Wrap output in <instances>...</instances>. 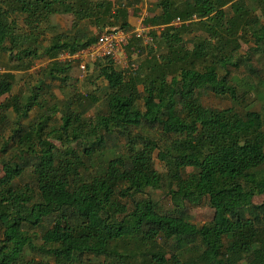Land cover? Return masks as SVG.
Instances as JSON below:
<instances>
[{
	"label": "trees",
	"instance_id": "obj_1",
	"mask_svg": "<svg viewBox=\"0 0 264 264\" xmlns=\"http://www.w3.org/2000/svg\"><path fill=\"white\" fill-rule=\"evenodd\" d=\"M149 1L158 50L128 68L97 61L100 86L54 103L70 64L51 56L134 31L143 0H0V264H264V119L212 100L239 101L241 66L256 73L264 0L234 14L237 0ZM47 15H72L71 29L42 33ZM144 51L137 37L127 48ZM15 62L47 66L21 89ZM201 205L213 217L193 224Z\"/></svg>",
	"mask_w": 264,
	"mask_h": 264
},
{
	"label": "rangeland",
	"instance_id": "obj_2",
	"mask_svg": "<svg viewBox=\"0 0 264 264\" xmlns=\"http://www.w3.org/2000/svg\"><path fill=\"white\" fill-rule=\"evenodd\" d=\"M156 5V2L143 0L142 5L140 7L141 10H131V16L137 21L138 19L140 21H143L144 19L150 18L155 13ZM247 7H249L248 0H237L232 3L227 10L230 14H234L242 11ZM73 19L74 18L72 15H47L43 19L41 31L44 34H47L51 32L52 27H55L57 33L67 32L71 29ZM176 27H179V25H176ZM154 28L155 29L150 33H143V36L146 39L150 40L149 43H145V41H142L143 47L145 48L144 54L143 52L141 55L133 54L132 57L129 58V55L127 53L128 60L125 59V67L127 66L128 62L130 63V60L132 58L135 59V62L139 65L142 59L145 58L146 54H148L150 51L156 52V50H158V46L156 45L153 39L156 35L163 32L165 27ZM233 46L235 49L238 50L241 55L245 56L246 53H248V48L250 46V38L236 40L233 43ZM51 57L55 59L56 55H53ZM256 58L260 59L259 62L255 63L256 73L250 74L248 68L243 65L241 66L239 73H237L236 80L240 82L241 85L238 88V95L242 99H240L239 101H233L230 99L217 100L213 98L212 100L214 101V105L217 108L221 109L227 106L247 105L250 110L259 112L264 119V57L256 56ZM56 60L58 61V56ZM27 63H30V60L27 61ZM31 64L32 65L28 71H25L23 69V67H25L26 65L25 62H15L10 67L9 72L14 75L15 81L20 83L21 89H23V85L29 86L30 84L34 83L40 68L42 66H47V63ZM95 67V65H91L90 71L87 73L86 78L82 80V74L78 67L76 65L70 64V70L68 72L67 80L65 82L64 87L61 90H57L50 94L51 101L54 103L57 101H66L69 98L77 97L79 93L86 95L91 94L96 87L102 84V81L97 79L99 72ZM122 68V65L118 66V69ZM136 81L140 87H143L149 81V76L147 73H143L142 75H138L136 77ZM98 111H100V114L105 116L104 111L100 108H97L94 113H98ZM260 136H262V138L264 139V130L260 133ZM94 160L96 161L97 165H104L106 163L104 154H97ZM146 164L149 170H156L159 173L163 171L162 164L157 161L148 160ZM261 189L263 190V187H261ZM78 194H81V192L78 191ZM159 194L163 197V193L159 192ZM114 199H117V197L114 196ZM163 205L168 213H172L176 210V207L172 205L171 201H169V198L167 196L163 200ZM212 217L213 210L207 205H201L192 208L189 220L193 224L203 225L205 223H208L212 219Z\"/></svg>",
	"mask_w": 264,
	"mask_h": 264
},
{
	"label": "built area",
	"instance_id": "obj_3",
	"mask_svg": "<svg viewBox=\"0 0 264 264\" xmlns=\"http://www.w3.org/2000/svg\"><path fill=\"white\" fill-rule=\"evenodd\" d=\"M142 5V4H141ZM141 5L137 6L132 11L139 9ZM145 20V19H144ZM144 20L137 21V27L134 31H125L123 29H117L116 31H107L101 34L95 43L77 52H65L56 54L58 61L61 63H69L76 65L82 74V80L86 78L87 73L90 71V66L94 65L97 61L108 58L112 59L118 66L122 65L123 68H128L127 48L134 37L140 38L145 43H149L150 40L143 36V33H150L155 28L151 25L144 24ZM174 25H182V21L178 18ZM165 30V29H164ZM51 57L50 61H57ZM126 59V60H125ZM137 68V65H134Z\"/></svg>",
	"mask_w": 264,
	"mask_h": 264
},
{
	"label": "crops",
	"instance_id": "obj_4",
	"mask_svg": "<svg viewBox=\"0 0 264 264\" xmlns=\"http://www.w3.org/2000/svg\"><path fill=\"white\" fill-rule=\"evenodd\" d=\"M134 11H137V10H134Z\"/></svg>",
	"mask_w": 264,
	"mask_h": 264
}]
</instances>
